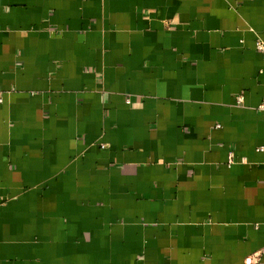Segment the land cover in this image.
<instances>
[{
    "label": "crops",
    "instance_id": "1",
    "mask_svg": "<svg viewBox=\"0 0 264 264\" xmlns=\"http://www.w3.org/2000/svg\"><path fill=\"white\" fill-rule=\"evenodd\" d=\"M258 40L264 0H0V264H264Z\"/></svg>",
    "mask_w": 264,
    "mask_h": 264
},
{
    "label": "built area",
    "instance_id": "2",
    "mask_svg": "<svg viewBox=\"0 0 264 264\" xmlns=\"http://www.w3.org/2000/svg\"><path fill=\"white\" fill-rule=\"evenodd\" d=\"M255 48L256 50L264 57V41L262 40H258L255 44ZM243 98L240 96L237 98L238 102H242ZM2 102L1 96H0V103ZM258 110L260 111H264V101L258 106ZM257 151L259 153H263L264 154V146L263 147H259L257 149ZM233 155L230 154V160H232ZM260 254L261 253H257L255 255H252L250 257H248L247 259H245V264H257L260 260Z\"/></svg>",
    "mask_w": 264,
    "mask_h": 264
}]
</instances>
